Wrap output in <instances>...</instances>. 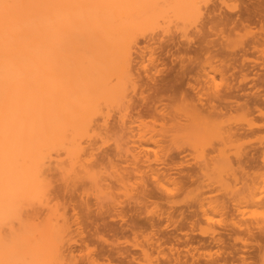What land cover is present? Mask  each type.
<instances>
[{
  "label": "rangeland",
  "instance_id": "obj_1",
  "mask_svg": "<svg viewBox=\"0 0 264 264\" xmlns=\"http://www.w3.org/2000/svg\"><path fill=\"white\" fill-rule=\"evenodd\" d=\"M155 4L165 17L138 31L130 73L117 69L94 77L98 95L119 83L128 90L127 97L98 102L96 135L87 139L89 144L83 140L84 147L91 146L86 162L90 159V168L95 167L97 181L94 177L91 184L88 174L80 175L82 167L69 173L78 172L79 178H71L75 173L61 177L67 162L63 150L53 154L64 163L54 156L47 166L49 207L70 220L65 254L73 264H262L264 0ZM182 66L190 72L178 86ZM168 83L177 85L174 94H160L157 86ZM250 93L262 104L253 106ZM224 96L228 102H220ZM199 100L216 110L214 124H193L194 114L202 110ZM124 128L131 129L119 137ZM133 155L164 175L153 174L143 162L139 169L140 159ZM37 206L29 212H37L41 221L48 207Z\"/></svg>",
  "mask_w": 264,
  "mask_h": 264
},
{
  "label": "bare ground",
  "instance_id": "obj_2",
  "mask_svg": "<svg viewBox=\"0 0 264 264\" xmlns=\"http://www.w3.org/2000/svg\"><path fill=\"white\" fill-rule=\"evenodd\" d=\"M103 1L105 4L100 5ZM103 1L0 0V264H29L32 259L36 264H73L72 258L64 250L71 235L70 220L66 213L62 214L59 209L49 207L51 173H48L47 166L56 155L53 153L63 150L65 153H59L64 156L63 159L66 158L67 166L63 164L60 170L68 173L61 172V177H67L70 172L82 167L80 169L83 171L79 170V174L85 172L92 181L90 183H94L93 179L95 177L96 180L98 174L94 175L95 167L90 168L92 155L87 157L91 154L88 153L91 146L84 147L83 140L89 141L92 135H96L94 121L101 112V104L98 102L102 98L127 97L128 91L125 84L119 83L98 95L94 86L95 74L102 71L115 72L117 69L125 74L130 73L138 31L152 27L160 18L165 17L164 11L159 10L155 4L156 0H138L136 5L132 0ZM182 67L178 73L181 79L178 75L179 80H175L178 86L190 72V69ZM193 79L200 81L195 76ZM190 82L188 85L192 90H199ZM174 84H169L171 87L159 84L157 87L160 90H157L160 94H165V91L174 94ZM242 89L240 86L239 90ZM252 96H249V101L253 102L257 95L254 98ZM227 97H222L220 102H228ZM260 98L264 100V97ZM261 99L259 101L264 105ZM255 101L253 106L258 104ZM198 102L202 110L196 113L193 111L195 114L192 112L196 118L193 121L190 118L193 124L197 122L202 125L211 121L214 124L213 120L217 116L214 107L201 100ZM125 108L128 110L130 106ZM129 129L124 128L125 132L118 131L117 135L124 138ZM230 136L229 140L234 137ZM88 141L86 144L92 142ZM133 157L135 160L142 158L136 155ZM87 158L90 159L86 162ZM63 159L61 163H64ZM137 163L139 169L142 163L153 174L162 173L159 168L151 170L152 165L147 160L140 159ZM74 173L73 176L70 174L71 178H79L78 172ZM159 173L157 176H160ZM83 176L80 178L85 180L87 176ZM154 179L157 183L158 177ZM89 180H85L86 183ZM37 204L48 207V215L41 221H37V212H29V208ZM261 261L264 264V256Z\"/></svg>",
  "mask_w": 264,
  "mask_h": 264
}]
</instances>
